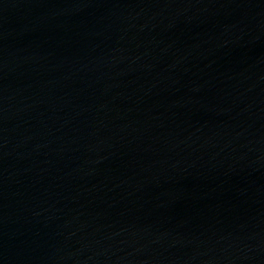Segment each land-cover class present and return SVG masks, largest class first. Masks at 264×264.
I'll list each match as a JSON object with an SVG mask.
<instances>
[{
	"label": "water",
	"instance_id": "obj_1",
	"mask_svg": "<svg viewBox=\"0 0 264 264\" xmlns=\"http://www.w3.org/2000/svg\"><path fill=\"white\" fill-rule=\"evenodd\" d=\"M0 264H264V0H0Z\"/></svg>",
	"mask_w": 264,
	"mask_h": 264
}]
</instances>
